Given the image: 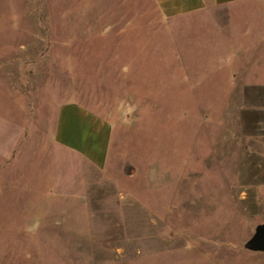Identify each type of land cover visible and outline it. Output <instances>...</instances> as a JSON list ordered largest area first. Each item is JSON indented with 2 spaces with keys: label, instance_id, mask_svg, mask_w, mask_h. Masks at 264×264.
Masks as SVG:
<instances>
[{
  "label": "rangeland",
  "instance_id": "374dc122",
  "mask_svg": "<svg viewBox=\"0 0 264 264\" xmlns=\"http://www.w3.org/2000/svg\"><path fill=\"white\" fill-rule=\"evenodd\" d=\"M245 7L230 30H165L155 0H0V264H264L246 245L264 223V46L235 49L247 22L263 38L264 0ZM233 54L256 85L218 68ZM72 99L113 124L103 170L55 145Z\"/></svg>",
  "mask_w": 264,
  "mask_h": 264
},
{
  "label": "crops",
  "instance_id": "0c3cea01",
  "mask_svg": "<svg viewBox=\"0 0 264 264\" xmlns=\"http://www.w3.org/2000/svg\"><path fill=\"white\" fill-rule=\"evenodd\" d=\"M158 14L164 22L163 29L174 30L176 27L189 24L199 18L214 17L220 21V29L230 30L233 13L239 8L248 9L245 4L255 0H155ZM243 5V6H242ZM261 14H263L261 12ZM260 26L264 25V16H260ZM253 24L247 22L243 34L244 40L238 43L236 56L238 58L249 55L262 43L264 46V32L261 40H253ZM230 40V39H229ZM228 39L220 42L219 46L234 47L235 41ZM260 41V43H259ZM234 55L220 62L219 69L227 68L231 78H245L243 87L254 86L246 65L241 68L233 64ZM222 61V60H221ZM132 62L123 65V73L132 72ZM249 80V81H248ZM247 90H242L246 92ZM114 127L106 116L98 113L79 100H63L57 107L54 141L58 148L78 156L81 160L97 170H103L108 165V158L112 147Z\"/></svg>",
  "mask_w": 264,
  "mask_h": 264
},
{
  "label": "water",
  "instance_id": "95a60500",
  "mask_svg": "<svg viewBox=\"0 0 264 264\" xmlns=\"http://www.w3.org/2000/svg\"><path fill=\"white\" fill-rule=\"evenodd\" d=\"M247 247L255 251H264V223L257 225L255 233L247 241Z\"/></svg>",
  "mask_w": 264,
  "mask_h": 264
}]
</instances>
